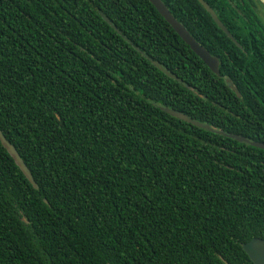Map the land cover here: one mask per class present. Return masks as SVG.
<instances>
[{
    "label": "trees",
    "instance_id": "trees-1",
    "mask_svg": "<svg viewBox=\"0 0 264 264\" xmlns=\"http://www.w3.org/2000/svg\"><path fill=\"white\" fill-rule=\"evenodd\" d=\"M161 1L220 75L149 0H0V130L39 187L0 142V264H253L264 150L164 109L264 143L230 87L264 97L260 0H204L238 45L198 0Z\"/></svg>",
    "mask_w": 264,
    "mask_h": 264
},
{
    "label": "water",
    "instance_id": "water-1",
    "mask_svg": "<svg viewBox=\"0 0 264 264\" xmlns=\"http://www.w3.org/2000/svg\"><path fill=\"white\" fill-rule=\"evenodd\" d=\"M153 6L157 9V11L161 14V16L172 26V28L175 30V32L181 37V39L191 48V50L206 64V66L216 75H220V63L219 60L212 56L211 53L203 46H201L187 31V29L175 19V17L171 14L169 9L165 6V4L161 0H149ZM201 5L206 9V11L211 15L215 23L218 25L220 29L223 30V32L235 43L238 45L236 39L233 37V35L229 32V30L225 27V25L221 22V20L218 18L216 12L214 9L204 0H198ZM102 18L114 28L115 31H117L120 34V31L118 28L113 25L111 20L101 13ZM139 52H141L139 49H137ZM154 66H156L161 72H163L165 75L169 76L172 79H175L179 81V79L171 74L168 70H166L161 64L151 60ZM232 90L235 91L236 94H239L238 91L231 85L230 86ZM166 113L171 115L174 118H177L181 121H184L188 124H191L197 128L205 129L214 133H218L224 136H227L231 139H234L241 143H246L248 145H251L253 147L259 148L264 150V143L260 142H252L245 137L236 135V134H225L220 131H216L211 126L207 124H202L198 121H195L191 118H189L187 115L173 111L169 108L164 109ZM0 142L3 145V147L7 150V152L10 154V156L15 161L16 165L20 168L22 173L25 175V177L28 179V181L33 185L35 189H38V184L36 183L33 174L31 170L28 168L27 164L24 162L22 157L20 156L19 152L15 148L14 145H12L3 132L0 130ZM243 250L248 255L250 260L253 262V264H264V239L260 238H254L250 242L242 245ZM111 264V263H109Z\"/></svg>",
    "mask_w": 264,
    "mask_h": 264
},
{
    "label": "flooded vegetation",
    "instance_id": "flooded-vegetation-1",
    "mask_svg": "<svg viewBox=\"0 0 264 264\" xmlns=\"http://www.w3.org/2000/svg\"><path fill=\"white\" fill-rule=\"evenodd\" d=\"M252 11L255 18L261 22L259 19L264 17V4L260 1L255 6L252 5ZM252 50H255L257 55L246 57L248 59L247 62L248 64L250 62L251 66L258 70L264 65V46L256 49L252 48ZM237 96L242 101L234 113L237 130H264V97L257 94L250 95L251 103H248L240 94H237ZM253 104L255 105L253 106Z\"/></svg>",
    "mask_w": 264,
    "mask_h": 264
},
{
    "label": "rangeland",
    "instance_id": "rangeland-1",
    "mask_svg": "<svg viewBox=\"0 0 264 264\" xmlns=\"http://www.w3.org/2000/svg\"><path fill=\"white\" fill-rule=\"evenodd\" d=\"M262 2V4H264V0H260ZM261 22H262V25L264 26V17H260Z\"/></svg>",
    "mask_w": 264,
    "mask_h": 264
}]
</instances>
